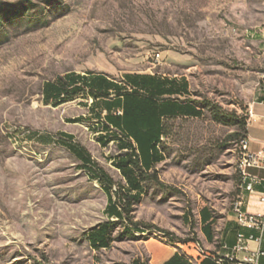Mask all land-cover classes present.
<instances>
[{"label":"rangeland","instance_id":"1","mask_svg":"<svg viewBox=\"0 0 264 264\" xmlns=\"http://www.w3.org/2000/svg\"><path fill=\"white\" fill-rule=\"evenodd\" d=\"M68 73L187 80L175 97L201 109L166 118L164 160L137 171L143 190L125 221L108 216L98 177L117 204L135 194L118 165L126 138L87 91L44 99ZM263 96L264 0H0V264H145L152 242L185 251L204 206L233 210L243 194L242 138ZM19 127L42 137L24 143ZM106 221L109 245L92 246Z\"/></svg>","mask_w":264,"mask_h":264},{"label":"trees","instance_id":"2","mask_svg":"<svg viewBox=\"0 0 264 264\" xmlns=\"http://www.w3.org/2000/svg\"><path fill=\"white\" fill-rule=\"evenodd\" d=\"M188 89L187 80L141 73L126 75L124 82L100 73H68L45 84L43 93L47 102L61 100L63 97L65 100H71L87 91L94 100V106H101L102 111L98 115L101 117L106 111L104 119L107 127H112L127 140L122 146L123 149H127V153L120 157L118 165L127 178L131 193L135 194H130L124 199L125 202L117 204L109 194L112 185L107 182V176L98 177V180L103 181L107 187L109 204L106 211L110 218L125 221L130 217L132 201L137 199L143 190L142 180L137 171L149 172L157 163L164 160L160 144L165 135L166 118L202 114L194 100L180 101L175 97L186 93ZM61 135L66 139L62 144L75 153L83 164L91 165V156L71 142L74 136L65 132ZM247 136L248 132L244 134L242 140ZM111 229L110 221L102 222L91 229L89 233L91 245L99 248L108 246ZM149 247L153 254L158 248L165 261L173 257L176 264H187L181 256L161 243L152 242ZM185 252L188 253L189 250L185 248Z\"/></svg>","mask_w":264,"mask_h":264},{"label":"crops","instance_id":"3","mask_svg":"<svg viewBox=\"0 0 264 264\" xmlns=\"http://www.w3.org/2000/svg\"><path fill=\"white\" fill-rule=\"evenodd\" d=\"M250 109L254 110V117L250 123L248 120L247 139L250 151L258 152L264 148V96L251 103L248 111ZM250 172L256 177V182L252 191L243 192L245 207L250 213L264 216V168L254 167ZM198 224L197 241L186 244L188 253L182 249V245L177 248L164 242L160 243L171 248L187 264H239L245 256L252 255L255 256L257 264H264V232L240 224L233 210L224 209L217 212L206 205L199 211ZM239 234L254 236L248 240L246 250H236ZM148 253L150 259L145 264H176L173 257L165 261L158 248L153 254L149 247Z\"/></svg>","mask_w":264,"mask_h":264},{"label":"built area","instance_id":"4","mask_svg":"<svg viewBox=\"0 0 264 264\" xmlns=\"http://www.w3.org/2000/svg\"><path fill=\"white\" fill-rule=\"evenodd\" d=\"M158 59L161 57V54H157ZM121 113V111H119ZM254 117V110L252 109V114L248 115L249 123ZM16 133V139H23L24 143H37V139L42 135L41 133L33 132L26 128L14 129ZM245 142V155L244 157H239L238 168L241 173L242 179V189L245 191H252L256 182V177L251 174L250 169L254 167L264 168V148L258 152H251L249 149L248 139H244ZM264 201V196L262 197ZM233 211L237 216L238 221L243 226L253 227L264 232V216L260 214H253L246 210L245 207V198L243 194L239 199L234 203ZM254 236H246L245 234H239L238 244L236 250H246L247 242L250 239H253ZM239 264H257L255 256H245L240 260Z\"/></svg>","mask_w":264,"mask_h":264},{"label":"bare ground","instance_id":"5","mask_svg":"<svg viewBox=\"0 0 264 264\" xmlns=\"http://www.w3.org/2000/svg\"><path fill=\"white\" fill-rule=\"evenodd\" d=\"M251 113H252V109H250L248 111V115L251 114ZM244 155H245V142H243V144H242V151H241V156L240 157H244Z\"/></svg>","mask_w":264,"mask_h":264}]
</instances>
